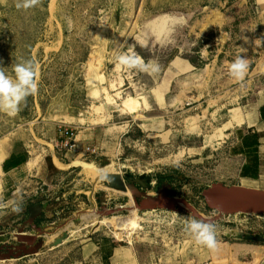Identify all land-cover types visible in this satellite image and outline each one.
<instances>
[{"label": "rangeland", "instance_id": "374dc122", "mask_svg": "<svg viewBox=\"0 0 264 264\" xmlns=\"http://www.w3.org/2000/svg\"><path fill=\"white\" fill-rule=\"evenodd\" d=\"M17 2L0 0V67L10 71L31 60L38 92L16 115L0 112V155L27 151L30 163L28 172L8 180L7 190L0 181V222L10 225L16 241L15 227L26 223L29 206L47 204L36 223L50 232L38 255L20 261L71 264L86 243L103 238L130 243L142 264H223L232 255L263 256L264 244L224 234L264 236V216L212 223L218 245L209 250L184 230L191 214L138 212L130 191L110 189L104 177H151L148 192L154 196L167 188L204 218L218 215L203 192L214 183L238 186L239 162L230 155L233 117L264 101V0H37L26 10ZM166 16L185 20L172 44L160 43L145 27ZM130 48L146 62L156 61L159 72L117 71L115 55ZM239 55L248 60L243 82L228 75ZM63 125L76 132L73 151L56 147ZM111 210L117 212L105 214ZM134 217L139 221L117 226ZM65 232L64 244L51 248ZM16 261L0 264L22 263Z\"/></svg>", "mask_w": 264, "mask_h": 264}, {"label": "water", "instance_id": "95a60500", "mask_svg": "<svg viewBox=\"0 0 264 264\" xmlns=\"http://www.w3.org/2000/svg\"><path fill=\"white\" fill-rule=\"evenodd\" d=\"M128 177L127 174H125ZM107 186L117 191H130L133 197L134 206L140 211L144 210H169L174 212L185 211L193 217L204 222L215 223L224 221L235 215H257L264 216V190L248 188L244 186H226L223 183H214L204 190L203 196L209 209L216 211L215 218H204L187 201L170 197L167 188L156 190L154 197L149 196L147 191L152 190V178L141 175L133 180L126 181L121 174L107 175L104 177ZM141 187V189L139 188ZM141 199V201H139ZM47 207L34 205L29 208V218L20 227L16 226L17 233L15 240L0 232V261L17 260L23 257L38 255L45 248L43 237L49 236L50 232L46 227H39L36 223ZM117 211H106V215H112ZM118 212H121L118 211ZM30 226L31 234L26 233V228ZM0 227L3 225L0 222ZM225 237L238 242L264 244V236L243 231H228ZM69 238L68 233H63L61 238L56 239L51 248L59 247Z\"/></svg>", "mask_w": 264, "mask_h": 264}, {"label": "crops", "instance_id": "0c3cea01", "mask_svg": "<svg viewBox=\"0 0 264 264\" xmlns=\"http://www.w3.org/2000/svg\"><path fill=\"white\" fill-rule=\"evenodd\" d=\"M233 119L236 124L230 135L234 139L235 145L231 148L230 155L237 158L240 166L238 183L236 185L264 190V101L255 107L242 108L239 113H236ZM228 125H230V123H228ZM2 149L1 145L0 152ZM28 154L27 151H16V149H14L7 154L0 155V181L4 189L7 190L9 184L8 180L12 178V176L30 170ZM56 165L61 169L65 168L64 164L60 162H56ZM35 205L47 207L42 217L39 218L42 219L47 213L48 206L47 204ZM31 206H29V208ZM1 224L3 227H0V232L4 231L8 236L13 235V233L8 232L10 228L8 223L2 221ZM37 225L41 227L39 224ZM246 251H250V249ZM35 256L23 257L16 262H22L20 264H41V262L36 259L32 261H20ZM14 261L15 260L7 262L12 263ZM222 263L264 264V255L260 256L251 252L240 256L232 255L226 260L223 259ZM71 264H142V261L137 250L130 243L119 244L115 241L103 238L100 240H91L86 243L82 247L80 259H77Z\"/></svg>", "mask_w": 264, "mask_h": 264}, {"label": "clouds", "instance_id": "9594fccd", "mask_svg": "<svg viewBox=\"0 0 264 264\" xmlns=\"http://www.w3.org/2000/svg\"><path fill=\"white\" fill-rule=\"evenodd\" d=\"M37 0H18L17 9H30L35 6ZM185 20L182 17L166 16L159 20L150 21L145 27L162 44H172L173 33L178 26H182ZM154 25L156 27H154ZM117 71H137L149 75L159 72V64L156 61H145L131 48L126 52H120L114 57ZM248 71V60L243 55L237 56L228 65V75L237 82L245 80ZM38 92V74L35 64L31 60H21L12 64L10 71L0 67V112L16 115L29 96ZM184 230L197 244L215 250L217 241L216 226L204 222L195 217L184 219Z\"/></svg>", "mask_w": 264, "mask_h": 264}, {"label": "built area", "instance_id": "2783aa9c", "mask_svg": "<svg viewBox=\"0 0 264 264\" xmlns=\"http://www.w3.org/2000/svg\"><path fill=\"white\" fill-rule=\"evenodd\" d=\"M59 141L56 147L65 152L73 151L77 148L76 132L72 127L60 126L59 127Z\"/></svg>", "mask_w": 264, "mask_h": 264}, {"label": "bare ground", "instance_id": "6f19581e", "mask_svg": "<svg viewBox=\"0 0 264 264\" xmlns=\"http://www.w3.org/2000/svg\"><path fill=\"white\" fill-rule=\"evenodd\" d=\"M83 171H86V169H83ZM107 175H118V173H114V174H107ZM107 175H105V177L107 176ZM147 194L149 195V196H152V197H154V195L153 194H151V193H149L148 191H147ZM133 203H134V201H133ZM134 208H135V210L136 211H140L139 209H137L135 206H134ZM137 215V214H136ZM98 216V215H97ZM128 221H131V222H137V221H139L136 217H134L133 219H128V220H119L118 222H117V226L118 227H121V228H123V227H125L126 225H127V223H129ZM107 223V222H106ZM116 224V223H115ZM127 227V226H126ZM53 239V237H49L48 238V240L50 241V240H52ZM1 262H3V261H1ZM5 262H7V261H5Z\"/></svg>", "mask_w": 264, "mask_h": 264}]
</instances>
